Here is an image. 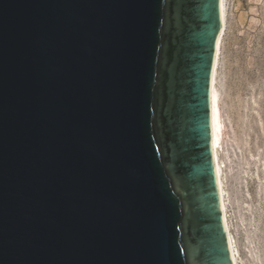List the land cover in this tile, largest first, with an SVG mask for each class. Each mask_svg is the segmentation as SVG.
I'll return each instance as SVG.
<instances>
[{
	"label": "water",
	"instance_id": "obj_1",
	"mask_svg": "<svg viewBox=\"0 0 264 264\" xmlns=\"http://www.w3.org/2000/svg\"><path fill=\"white\" fill-rule=\"evenodd\" d=\"M221 27L220 0H0V264H233Z\"/></svg>",
	"mask_w": 264,
	"mask_h": 264
},
{
	"label": "rangeland",
	"instance_id": "obj_2",
	"mask_svg": "<svg viewBox=\"0 0 264 264\" xmlns=\"http://www.w3.org/2000/svg\"><path fill=\"white\" fill-rule=\"evenodd\" d=\"M219 156L238 264H264V0H225Z\"/></svg>",
	"mask_w": 264,
	"mask_h": 264
},
{
	"label": "bare ground",
	"instance_id": "obj_3",
	"mask_svg": "<svg viewBox=\"0 0 264 264\" xmlns=\"http://www.w3.org/2000/svg\"><path fill=\"white\" fill-rule=\"evenodd\" d=\"M221 6V19H222V27L220 34L218 36L217 44H216V52L214 58V65L212 71V79H211V126H212V150H213V158L216 170V176L218 181V188L220 193V201L221 208L224 217V224L226 229V234L231 250L233 264H238V255L236 246L234 243L233 236L230 231L229 220H228V211H227V201H226V191L224 188V182L222 177V161L219 156L220 146L223 138V123L221 119V111L219 107V94L217 89V72L219 65V56L221 51V42L225 32L226 26V14H225V0H220Z\"/></svg>",
	"mask_w": 264,
	"mask_h": 264
}]
</instances>
